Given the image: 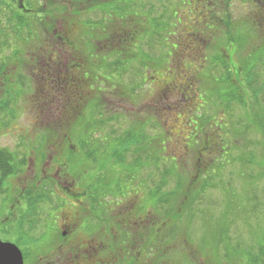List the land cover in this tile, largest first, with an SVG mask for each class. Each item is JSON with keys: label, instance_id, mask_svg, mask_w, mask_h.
<instances>
[{"label": "rangeland", "instance_id": "rangeland-1", "mask_svg": "<svg viewBox=\"0 0 264 264\" xmlns=\"http://www.w3.org/2000/svg\"><path fill=\"white\" fill-rule=\"evenodd\" d=\"M48 1L51 2V5L47 7L49 13L55 15L54 0ZM179 1L163 0L158 3L156 0H118L111 7H101L102 10H112V15L107 18L114 26H110L105 35L95 34L87 37L88 39L83 38L82 41L88 40L91 45L94 40L93 45L98 48L108 40V45L112 49L110 55L105 57L99 56L97 53L95 63H100H97L95 69H92L95 98L89 102L90 104L85 103L84 106L88 112L85 111L83 115L77 117H70L66 113L63 116L58 115V101L51 104L47 113L39 114L35 106H38L37 94L40 93L43 82L40 73H35L36 71L32 68L31 70L27 67L21 69L20 73L15 71L13 78L17 76L28 78L22 93L18 86L16 89L14 88L18 94L11 93L12 86L1 84L4 81L0 79V108L7 105L6 111L0 110V149L15 152L19 160L25 158L27 163L29 162L27 174L23 177L17 174L11 178L4 186L6 188L5 195H0V241L16 245L25 254L26 259L28 258L27 261L34 257V254L42 252L43 247L33 242L36 239L40 241L44 237L42 235L45 229L40 220L38 223H34L33 220L34 222L31 221L27 225L29 221L22 224L21 220H16V216L19 215L20 208L18 207L22 200L20 192L34 191L36 180L31 177L41 174L39 170L42 167L35 162L34 153L35 149L44 143L43 140H46L48 144L61 143L63 146L68 141L76 147H85L86 153H88V148L92 154L105 152L106 155H100L92 167L88 158L87 161L80 162L74 159L72 153L67 154L63 150L51 149L48 146L45 159L49 160L52 165L44 166V169L46 168L47 172L50 170V173L53 174L56 167H61L62 160L60 159H63L65 165L62 166L61 173L77 176V180L82 183L87 180L90 182L91 178L98 179L99 174L108 175L109 178H114V181L111 182L112 185L121 184L125 192L130 189L132 193H135L142 189L138 194L140 198H143L141 204L145 210L151 213L150 209L154 205L146 197L149 193L147 191L155 184L147 175L152 173V178L156 177L160 161L170 160L176 156L177 162L183 160L185 164H191L189 167L191 174L185 178L183 183L185 186L190 182V177L193 174L192 165L195 158L198 157L197 153L192 151L193 146L201 144L203 151L200 155L207 158L206 153L217 155L221 137L223 136L224 141L226 139L229 145L226 146L225 142V147L221 148L222 152L219 158H226L225 167L210 178L203 196L193 202L198 212L194 214L190 208H183L181 214L185 212L187 215H182L181 221L178 222L180 233L178 239L175 238L174 241L169 239L171 241L169 243V258L168 252H166V257H161L158 261L159 253L156 250L154 252L155 261L147 264H219L217 262L219 258L215 251L208 247L215 243V226L225 230L223 240L226 244L239 241L242 246L250 244V240L255 238L254 231L259 232L264 227V169L252 164L243 167L238 159L246 151H252L257 160L262 158L263 151L259 150V146L264 143V138L257 132L248 134V130L250 132L258 131L261 124H264L257 118L258 115L263 117L264 114H260L263 107L259 110L258 115L251 113L250 118L246 120L248 122L236 127L237 117L243 113L241 110H236V115L225 113L224 115L221 111L217 118L216 114L214 115L216 120L210 119L205 115H211V112L205 109V102H209L212 95L208 92L196 91L197 87L209 84L210 79L215 80L217 76L216 71L211 69V57L217 53H222L225 56L224 50H222L228 48L225 46L223 38L225 32L228 35H238L243 31L242 27L237 23L232 24V29L229 31L224 29L226 25L223 28L214 29L215 27L205 25L202 21L200 1L186 0L183 4H179ZM221 1L219 0V2ZM136 3H142V8H139L137 12L135 8L127 9L129 5L135 6ZM224 3L233 5L240 11L238 1L223 0V4L220 5L222 13H225L224 10H226H223ZM125 6L127 7L123 10ZM166 8H170L168 13ZM213 8L211 5L212 11ZM3 9L4 7L1 6V58L5 59L10 56L5 44L21 46L22 54L18 56V59L19 61L22 59V63L29 64L30 52L35 51L36 49L33 48L38 47L40 42L37 39L31 40L32 33L25 32V28L19 29L20 38L16 39L18 35L14 30L15 25L13 26V24L15 23L9 22L10 14ZM61 12L64 14V11ZM167 14L172 19L165 22ZM202 14L204 15V13ZM96 18L98 19V15ZM70 19L74 18L70 17ZM129 19L132 21L128 22V25H136L138 34L131 40H127L130 47L124 52L122 46L127 44L125 39L119 35L121 30L119 26L125 25ZM193 21L197 22L195 26ZM34 27L35 29H32L33 37L34 33L41 31L39 21ZM201 28L213 30V32L211 34ZM130 29L131 27L128 26V30ZM197 34H200V37ZM38 35L40 36L39 33ZM196 36L199 39H196ZM230 45L233 46V44ZM79 47L84 48L86 44L82 43ZM116 61L119 65H116ZM236 61H234L235 66L238 65L240 59H236ZM252 68H255V73L264 80L263 68L259 69L253 66ZM12 69L11 67L10 71H13ZM10 82L12 81L10 80ZM132 83L138 85L136 90L132 89ZM210 88L211 85H209ZM202 91L206 90L202 89ZM197 93L199 95L196 98ZM259 96L261 100H264L262 95ZM8 98L10 103L6 102ZM249 98L251 97H245L247 109H253L252 112L256 114L254 106L259 108L260 106L259 104L253 105ZM196 109L197 114L192 115ZM10 110L12 112H9ZM191 116L193 118H190ZM51 130L61 133H51ZM233 130L238 133L236 138L239 139L238 142L232 134L228 135L226 132L232 133ZM240 134L243 136L239 137ZM211 147L213 148L210 149ZM223 154L228 156H223ZM49 156L52 157L51 160ZM135 156L140 158L143 167L147 169L134 170L129 175L126 173V166L133 163ZM147 157H149L148 161L145 160ZM32 163L33 165H31ZM111 163H115L113 165L118 169L112 168ZM152 165L154 166L152 167ZM114 173L116 176H113ZM260 174L262 176H259ZM126 175L130 180L126 181L128 179L125 177ZM131 179L134 180L132 184ZM157 195L158 192L155 191L153 201ZM105 197H98L97 202L100 204L95 201V206H105L107 202L116 200V196L110 197L107 194ZM181 201L182 195L174 198L168 208L160 210L158 206L154 207L159 222L169 216V220L176 218L174 211ZM237 202L239 208L235 207ZM227 206H229V210L225 211ZM11 212H15V214L10 218L9 213ZM32 223H34L33 226ZM230 224H232L231 228H229ZM168 231H164V237L168 235ZM215 238H219L218 232H216ZM230 246L234 249L232 245ZM243 250L245 249L243 248ZM222 252V248H220L219 254Z\"/></svg>", "mask_w": 264, "mask_h": 264}, {"label": "flooded vegetation", "instance_id": "flooded-vegetation-1", "mask_svg": "<svg viewBox=\"0 0 264 264\" xmlns=\"http://www.w3.org/2000/svg\"><path fill=\"white\" fill-rule=\"evenodd\" d=\"M116 1L118 0H54L56 12L52 15L53 13H49L47 8L51 2L47 0H0V7H4L3 10H7L10 14L9 22L15 23L14 30L18 35L16 39L20 38L19 29L24 24L25 32L32 33L31 40L37 39L40 42L38 47L33 48L36 50L30 52L29 64L21 63L17 59L22 54L21 46H6L10 56L9 61H3L0 64V68L2 67L0 79L4 81L1 84L20 85L22 93L28 80L13 78L15 70L26 67L31 70L32 68L36 71L35 73H40L43 82L37 97L42 100L45 113L49 111L50 104L54 101H58L59 104L58 115L63 116L66 113L74 117L84 114L85 111L88 112L84 105L95 97L92 69L100 63H95L97 53L105 57L110 55L112 47L108 45V40L96 48V45H93L94 40L90 45L88 40L84 42L82 39L95 34L105 35L110 26H114L107 18L112 15V10H102L101 7H111ZM236 1L243 12H247L249 8L255 10L248 14V18L262 24L259 31L264 36V0ZM207 3L208 6L212 3L216 5L217 0L213 2L208 0ZM139 6H141L139 3L135 6L131 4L127 9L135 8L137 12ZM206 10L207 14H210V11L213 12L207 7ZM61 11H64V14ZM50 16L55 18L52 20ZM70 17L74 19L71 20ZM38 21L41 27V31H38L40 36L36 32L33 37L32 29H35L34 26H37ZM48 21H50L49 24ZM131 21L129 19L125 25L119 26L121 29L119 35L125 39L126 44L128 39L131 40L138 34L136 25H128ZM128 26L131 27L130 30ZM82 43L86 44V47L80 48L79 45ZM128 47L130 45L122 46V50L125 51ZM11 67L13 71H10ZM3 70H6V73ZM10 92L16 93L14 87L10 88ZM45 146V149L50 146L51 149L63 150L67 154L72 153L74 159L80 162L87 161L88 158L92 167L100 155H106L105 152L92 154L90 148L86 153L85 147H76L69 142H65V146L61 143ZM49 158L52 159L51 156ZM60 160H62L61 167H56L53 174L50 170L47 172L46 168L44 169V166L52 165L47 160L48 162L40 164L41 174L31 177L36 180V185L41 187L40 195L43 200L38 210L31 214L27 211L26 205L18 207L20 211L16 220L24 216L27 218L25 222L29 221L27 225L31 221L38 223L40 220L45 229L42 235L44 237L40 241L32 240L33 243L43 247L41 253L34 254V257L27 261L28 258L26 259L25 254L19 249L23 264H147L155 261L154 252L158 251L159 219L154 206L150 209L151 213L142 206L143 198L138 195L141 190L123 197L116 196L115 201L111 200L105 206L96 207L94 195L91 193L95 190L99 194L104 193L96 188L101 186V183L98 184L99 180L107 181L108 176L99 174L98 179L91 178L90 182L87 180L82 183L77 180V176L61 173L62 166L65 164L63 159ZM28 163L24 173L18 175L23 177L27 174ZM9 214L11 218L15 212Z\"/></svg>", "mask_w": 264, "mask_h": 264}, {"label": "trees", "instance_id": "trees-1", "mask_svg": "<svg viewBox=\"0 0 264 264\" xmlns=\"http://www.w3.org/2000/svg\"><path fill=\"white\" fill-rule=\"evenodd\" d=\"M156 1H158V3H159L163 0H156ZM185 1L186 0H180L179 4H183V2H185ZM197 1H200V4L202 6V11L200 13V16L202 17V19H203L202 21L205 23V25L206 24L211 25V26H213L212 28L215 27L214 29H219L220 27L223 28V26L226 25V27L224 29L229 31L232 29V27H231L232 24L238 23V24H240L239 26L242 27V30H243L238 35H231V34L228 35L225 32V36L223 38L225 40V46H227L228 47L227 49H229V50L222 49V50H224L225 56H223L222 53L221 54L217 53L211 57V59H212V62H211L212 68L211 69L215 70L216 75H217L215 77V80L210 79L209 84L206 83L205 84L206 86L202 85L201 87L199 86V87H197L198 89H196L197 92L198 91L203 92V93L208 92L210 95H212V97L209 99V102H205V109L208 110L209 112H211V115H207V114H205V115L207 117L209 116L210 119L216 120V118L218 117V115L221 111H223V114L225 113V114L234 115L236 110H238V109L241 110L243 113L241 115H238V117H237L238 118V121H237L238 124H235V126L237 127V126L243 124L244 122H248L246 120L248 118H250L249 116H251V113L254 115H258L259 110L262 107H263V109H261L262 111L260 114H264V100H261V98L259 96V95H262L264 98V80L260 77L259 74L255 73L256 72L255 68H252V66H253V67H257L259 69L263 68V70H264V36L259 31L261 29L259 27L262 24L259 21H256L252 18H248V14H251L253 11H255V10H252L250 8H249V10H247V12H243V10H241V9H240V11H238L236 9V7L235 8L233 7V5H229V4L226 5V3H224L225 7L223 6V10L224 9H226V10H224L225 13H222V8L220 7V5H221V3L223 4V0L221 2H219V0H217L216 5L214 4L215 2L212 3V6L214 7L213 12L210 11V14H207L206 7L208 9H210V5L209 6L207 5L208 0H197ZM211 2H213V0H211ZM201 6L199 7V11H200ZM139 8H142V3H141V6H139ZM163 8H165V7H163ZM166 10L168 13L170 8H166ZM232 10H235V12H232ZM202 13H204V15ZM239 14H241V15H239ZM166 16L167 17L165 19V22L171 21L172 18H170V16L168 14ZM193 23H194V26L197 24V22H195V21H193ZM21 27L23 29L24 24ZM196 28H198V27H196ZM201 29H203V31L209 32L211 34L213 32V30H208V29H204V28H201ZM172 32H174V31H172ZM197 35L200 37V34H197ZM197 38L198 37L196 36V39ZM207 38H208V36H207ZM205 39H206V37H205ZM208 39H207V41H208ZM200 40H201V38H200ZM128 43H130V42H128ZM209 44H212V43L209 42ZM230 44H233V46H231ZM5 46H7V45L5 44ZM217 48H219V47H217ZM1 55H2V52L0 51V64L3 61L8 60V58L2 59ZM236 59H240V62H238L237 66H235V64H234V61L237 62ZM18 61H19V59H18ZM19 62L22 63V59H20ZM116 63H117L116 65H119V63L117 61H116ZM21 69H24V68H19L15 71L17 73H20ZM0 70H1L0 72H2V67L0 68ZM3 72H4V70H3ZM16 79L18 80V79H25V78L22 76H17ZM26 80H28V78H26ZM199 81L203 83V81H201L200 79H199ZM13 85H14V88L16 89L15 84H12V87H13ZM209 85H211L210 89H209ZM18 87L20 88L21 86L18 85ZM137 87H138L137 84L132 83V89L133 90H136ZM202 87H205V88H202ZM202 89H204L206 91H202ZM198 95H199V93L196 94V98ZM247 96L251 97L249 99L252 100L253 105L259 104L260 108L258 106H256V107L254 106V110L256 111V114L252 112L253 109H251V108H249V110L247 109V103L245 100V97H247ZM9 98L6 100V102L8 101L10 103ZM94 98L91 99L90 101H93ZM212 99H213V101H212ZM90 101H88V104H90L89 103ZM37 103H38V106H35V109H37L39 111V114H45L46 110H44V108H43L42 100L38 97H37ZM98 105L101 106V104H99V103H98ZM6 107H7V105L2 106V108H0V110L6 111V109H7ZM246 110H247V112H246ZM34 111L36 112V110H34ZM9 112H12V111L10 110ZM196 114H197V109L195 110L194 114H192V115H196ZM215 114H216V118L214 116ZM254 115H252V116H254ZM262 116L263 117H261V115H258L257 118L260 121H263V123H264V115H262ZM74 117H77V116H74ZM190 118H193V117L191 116ZM233 125H231V126L227 125V126L232 127ZM261 125L262 126L260 128H258V131L250 132L248 130V134L257 132L264 138V124H261ZM247 126H248V124L246 123V127ZM61 130H63V129L61 128ZM50 132L52 133V132H56V131L51 130ZM226 132H228V135L232 134L234 139H236L238 137V135H237L238 133H235L236 130L235 131L233 130L232 133L229 131H226ZM56 133L60 134L61 132H56ZM242 136H243V134H240L239 137H242ZM64 139H66V138H64ZM66 140H69V139L67 138ZM43 141H44V143H41L40 147H37L35 149V153H34V160H35V162L38 163V165L44 163L47 160V159H45V157H47L45 155L46 150H47V149H45V147H46L45 145L48 144V142L46 140H43ZM45 141H46V143H45ZM212 141H213V139H212ZM236 141L238 142L239 139H236ZM66 142H68V141H66ZM225 142L227 143L226 139L224 141L223 136H222L221 140H220L221 145L218 147L217 155L214 156V155L209 153L210 156H208L209 154L206 153L207 158H204L203 156L200 155L203 151L201 144H197L196 146H193L194 148L192 149V151L196 152L198 157L195 158V161L193 162V165H192L193 174L190 177V182L188 184H185V186L183 185V183L185 182V178L189 174H191L189 171V167L191 166V164H189V163L185 164L184 163L185 161H183V160L177 162L178 158L176 156L172 157V159H170V160L167 159L165 161H160V163L158 164V167H157V174L155 175L156 177L152 178L153 177L152 173H148L147 176L152 179L151 182H154L155 186L147 191L149 193H148L146 199H149L152 202V204L154 205V207L158 206V208L160 210L164 209V208H168L169 206H171L174 198H178L180 195H182V201L179 204V206L176 208V210L174 211V214L176 216V218L174 217L175 220L174 219L169 220V218H170V216H169V218L161 219V221L159 222V225H160L159 229L160 230H159V234H158L159 236H158V241H157L158 242V253H159V258H157L158 261L160 260L161 257H166V252H168L167 256L169 258V254H170L169 243L171 241H174L175 238L177 240L178 236L180 235L179 229H178V222L181 221L180 218L182 217V215H184V216L187 215L185 212L183 214H181V212L183 211V208H185V209H186V207L190 208V211L193 210L194 214L196 212H198V211H196L195 206H194L195 203H193V202L196 199H198L199 197L203 196L202 194H204V192L206 191L207 182L210 180V178H212L216 172L219 173V171L225 167L224 165L226 164V158L219 159L220 153L222 152L221 148L225 147ZM251 143L253 144L252 141H251ZM256 144H258V143H256ZM227 145H229V143H227L226 146ZM246 146H248V145H246ZM212 148L213 147H211L210 149H212ZM259 150L263 151V155H262L261 159L257 160V158L254 156V154H252V151H250V152L246 151V153H242L243 155H241L240 158L238 157L239 163L243 167L252 164V165H258V166H260L261 169H264V143L262 144V146H259ZM84 151H86V150H84ZM223 156H228V155L223 154ZM148 158L149 157H147L145 160L148 161L147 160ZM133 159L134 160H133L132 164H127L126 173H128L130 175L132 173V171H134V170L138 171V170H146L147 169L146 167H143L144 165L140 162V158L138 156H135ZM242 159H244V160H242ZM150 162H151V160H150ZM26 164H27V160L25 158H23V160H19L17 157V154L15 152H12L8 149H0V195L1 196L5 195L6 188H4V186L9 181V178H11L12 176H15L17 174L24 173V171L26 169ZM113 164H115V163H111L110 166L112 168L118 169V167L113 165ZM153 166L154 165H152V167ZM147 172H148V170H147ZM113 176H116V174ZM259 176H262V174H260ZM125 177L128 178V179H126V181L130 180V178L127 175ZM243 177H244V175H243ZM107 179H108L107 181H106V179H104V180L100 179L98 184L101 183V186L96 188V189H98V191L99 190L104 191V193L99 194V193H97V190H95L94 193H91V195H94V199L96 202L98 201V197L99 198H106L105 195H107V194L110 197H113V196L123 197V195L124 196L129 195L132 192V190H130V189L128 192H125L124 188H122L121 184H119V183L115 184L113 186L111 182L114 181V178L112 179V178H109V176H108ZM130 182L132 184V183H134V180L131 179ZM35 186L36 187H35L34 191H27V192L25 191L24 193L20 192V196L22 199L20 202V205L21 206L26 205L27 211L31 214L34 213L36 210H38V207L43 200L42 195H40L41 187L37 186V185H35ZM131 186H133V185H131ZM131 186H130V188H131ZM91 190L93 191V188ZM140 190H142V189H140ZM182 190H184V191H182ZM9 191L11 192L10 187H9ZM155 191L158 192V195H157V198H155L153 201ZM238 202L235 205V207H237V208H239ZM97 203H99V202H97ZM20 205H19V207H20ZM228 208H229V206L225 207V211H228L229 210ZM199 211H201V210H199ZM20 220H21V223L24 224V222L27 220V218L22 216L20 218ZM218 224L221 225V223H218ZM231 227H232V224H230L229 228H231ZM215 228H216L215 229V236H214V242L215 243L209 245L208 247H211L215 251L216 255L219 258V261L217 260V262L219 264H233V263H238V262H242L243 264L244 263L245 264H264V227L263 228L261 227L263 231L260 230L259 232H256V230H255L253 233V236H255V238H252L250 240V244L245 245V246L244 245L242 246L241 245L242 243H240L239 241H237L233 244L232 243L226 244L223 240V235L225 233V230L217 228L216 226H215ZM258 229H260V228H258ZM166 230H169L168 235H165V237H164V231H166ZM216 232L219 233L218 239L215 238ZM229 232H230V230H229ZM169 239L171 241H169ZM230 245H232L234 247V249ZM166 248H168V249H166ZM220 248H222L223 252L219 254ZM243 248L245 250L242 251ZM231 251H232V253H231ZM150 253H153V251H150Z\"/></svg>", "mask_w": 264, "mask_h": 264}, {"label": "water", "instance_id": "water-1", "mask_svg": "<svg viewBox=\"0 0 264 264\" xmlns=\"http://www.w3.org/2000/svg\"><path fill=\"white\" fill-rule=\"evenodd\" d=\"M0 264H23L19 248L12 243L0 241Z\"/></svg>", "mask_w": 264, "mask_h": 264}]
</instances>
